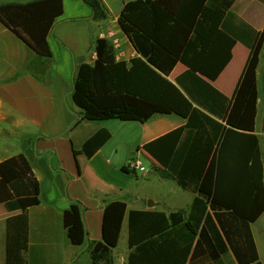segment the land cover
I'll use <instances>...</instances> for the list:
<instances>
[{"label":"trees","instance_id":"1","mask_svg":"<svg viewBox=\"0 0 264 264\" xmlns=\"http://www.w3.org/2000/svg\"><path fill=\"white\" fill-rule=\"evenodd\" d=\"M102 20L101 0H82ZM235 0H130L118 25L138 55L117 60L106 37L95 41L96 57L76 71L72 99L82 121H136L174 114L183 125L143 144L163 172L196 193L189 209H131L127 264H262L250 224L264 211V171L259 139L256 67L264 39L230 8ZM63 13L62 0L0 4V15L38 55L51 57L47 37ZM241 41L250 55L232 97L214 81ZM181 62L175 82L168 76ZM94 131L79 151L91 157L109 138ZM122 170L128 172L127 165ZM40 182L23 153L0 162V204L20 213L7 219L6 264H27L28 214L40 203ZM63 225L72 245L84 244L83 206L71 201ZM90 264H114L103 241L90 247Z\"/></svg>","mask_w":264,"mask_h":264},{"label":"crops","instance_id":"2","mask_svg":"<svg viewBox=\"0 0 264 264\" xmlns=\"http://www.w3.org/2000/svg\"><path fill=\"white\" fill-rule=\"evenodd\" d=\"M28 1L31 0H0V4ZM101 1L107 17L96 20L92 8L82 0H62L63 13L54 20L47 37L50 58L38 55L0 15V162L23 153L41 187L40 203L27 211V264H90V247L97 241L112 248L114 264H127L129 210L168 213L189 209L197 195L180 187L142 149L144 143L183 125L184 119L174 114L155 115L144 123L117 120L125 122L119 125L110 119L82 121L71 128L78 114L72 99L76 71L83 63H93L96 39H108L111 33L120 46L128 43L122 50L123 59L138 55L118 25L119 14L128 1ZM230 11L258 33L263 31L264 0H235ZM231 52L229 62L212 81L228 97L236 90L250 48L236 41ZM185 68L178 62L168 78L175 82ZM256 86L254 133L259 139L264 171V39L256 67ZM101 127L107 128L111 137L91 157L81 152L75 157L73 151H79L82 143ZM141 154L157 172L156 176L150 174L143 164L147 168L142 171L145 181L159 185L154 193L145 195L137 189V171L122 170L132 157L140 158ZM167 181L175 186L167 185ZM133 194L138 198L132 201ZM142 199H151L154 204L138 206ZM72 200L83 206L87 237L81 246L71 244L62 220ZM18 213L0 204V264H6L7 219ZM250 228L259 260L264 264V211ZM120 242L124 250L116 254ZM193 264L214 263L198 259Z\"/></svg>","mask_w":264,"mask_h":264},{"label":"rangeland","instance_id":"3","mask_svg":"<svg viewBox=\"0 0 264 264\" xmlns=\"http://www.w3.org/2000/svg\"><path fill=\"white\" fill-rule=\"evenodd\" d=\"M125 1H130V0H125ZM127 47H128V43L125 42L119 48L115 49V51L116 52H118L119 50H123L124 51V50H126ZM123 58H125V56H123ZM114 123L121 125V123H125V122H119V121L116 120V121H114ZM139 157H140L142 163L146 167H148L149 171L151 172L150 174L156 176L157 175V172L152 167V165L149 162V160L143 154H141ZM142 174H143L142 171H137L136 172L137 180H139V182H140L138 184V186H137L138 191H140V193H143L144 195L147 194V193H154L157 190V188L159 187L158 183L151 182V181L146 182L145 181L146 180V177H144ZM132 175L134 176L133 173H132ZM166 183H167V185H174L175 186V184L173 182H171V181H167ZM181 189L182 188H179V190H178L179 193H181V191H182ZM136 196H137V194H133L131 200L133 201L134 198H138ZM174 196H176V195H174ZM142 200L143 201L137 203L138 206H144V203H148V201L151 200V199H145L147 201H144V199H142ZM123 250H124V244L122 242H120V244H119V246H118V248L116 250V254H119Z\"/></svg>","mask_w":264,"mask_h":264},{"label":"built area","instance_id":"4","mask_svg":"<svg viewBox=\"0 0 264 264\" xmlns=\"http://www.w3.org/2000/svg\"><path fill=\"white\" fill-rule=\"evenodd\" d=\"M108 39L113 44L114 49H117L120 47V44L118 43V40L109 33ZM116 59L121 60L123 59L124 53L122 50H119L118 52L115 51ZM128 168L132 171H145L147 168L143 165L142 161L138 157H132L128 161Z\"/></svg>","mask_w":264,"mask_h":264},{"label":"water","instance_id":"5","mask_svg":"<svg viewBox=\"0 0 264 264\" xmlns=\"http://www.w3.org/2000/svg\"><path fill=\"white\" fill-rule=\"evenodd\" d=\"M135 200H136V199H135ZM148 203H149V205H151V206L154 204L152 201H149Z\"/></svg>","mask_w":264,"mask_h":264}]
</instances>
